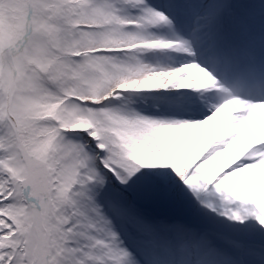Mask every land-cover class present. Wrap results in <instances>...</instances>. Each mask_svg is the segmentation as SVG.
Instances as JSON below:
<instances>
[{"label": "snow or ice", "instance_id": "1", "mask_svg": "<svg viewBox=\"0 0 264 264\" xmlns=\"http://www.w3.org/2000/svg\"><path fill=\"white\" fill-rule=\"evenodd\" d=\"M0 264H264V0H0Z\"/></svg>", "mask_w": 264, "mask_h": 264}]
</instances>
